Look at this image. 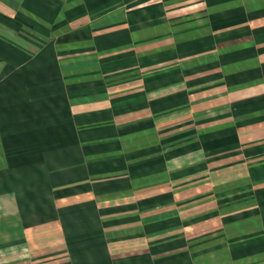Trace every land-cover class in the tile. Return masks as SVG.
I'll use <instances>...</instances> for the list:
<instances>
[{"label": "crops", "instance_id": "crops-1", "mask_svg": "<svg viewBox=\"0 0 264 264\" xmlns=\"http://www.w3.org/2000/svg\"><path fill=\"white\" fill-rule=\"evenodd\" d=\"M89 115L169 146L193 132L198 181L52 175ZM0 207L20 226L12 264L195 262L200 241L204 264L260 262L264 0H0Z\"/></svg>", "mask_w": 264, "mask_h": 264}, {"label": "rangeland", "instance_id": "rangeland-1", "mask_svg": "<svg viewBox=\"0 0 264 264\" xmlns=\"http://www.w3.org/2000/svg\"><path fill=\"white\" fill-rule=\"evenodd\" d=\"M73 124L75 127L74 147L59 148L57 150L58 163L55 164L56 168L52 170V175L58 171L59 178H62L61 173L63 172L71 176V178L69 177L70 180L80 179L81 174L84 177L88 174V177L93 179H102L106 176L114 177L115 174H120L132 178V182L141 185L159 181L163 176L168 175L169 171H172L171 178H177L174 181L178 182V178H181V182L194 184L198 181V177L196 180L193 174L198 173L206 165L203 162L204 156H207L210 151L208 147H194L193 132L187 133L184 140L185 145L178 147L177 142L179 140L169 141V146L167 141L163 142L159 137L157 138L155 133L150 131L134 132L130 131V128L125 132L117 131L105 116L104 118L98 115L76 117ZM67 143L70 142L67 141ZM170 161L173 165H169ZM40 166L41 169L39 170L43 172V175H47L46 171L50 172L48 165L43 164ZM62 179L58 180L61 183V185H58L59 189L60 186L64 187L67 183H73V181H68L69 179ZM44 183L49 184L50 181L46 180ZM11 198L13 197L11 196ZM25 198L28 201L29 198L34 197ZM1 215L0 212V264L3 263L2 258H5L4 263L16 262L17 260L14 257L22 252L18 250L20 248L18 244L14 245L13 243L18 241L20 226L17 225V221L13 222L12 219L7 224L6 222L2 223ZM215 246L216 244L214 242L210 243V241H207V243L200 241L193 244L190 249L191 253L196 252L202 257L201 260H195V262L189 254L186 255V261L180 257L179 262L176 255H168L174 258L154 261L153 264H184L189 261L192 264L208 263L209 260L206 257L210 258L214 255L215 250L213 248ZM253 253L252 258H245L244 264H264V258L260 259V262L257 261L260 257H257L256 247L253 249ZM7 258L11 259L8 261ZM198 258L200 259V257Z\"/></svg>", "mask_w": 264, "mask_h": 264}]
</instances>
